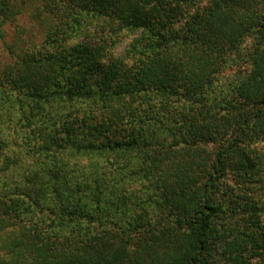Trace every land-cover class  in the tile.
<instances>
[{
	"label": "trees",
	"instance_id": "1",
	"mask_svg": "<svg viewBox=\"0 0 264 264\" xmlns=\"http://www.w3.org/2000/svg\"><path fill=\"white\" fill-rule=\"evenodd\" d=\"M24 3L0 0V22ZM45 6L51 39L70 25L78 33L88 15L101 32L86 44L59 43L52 55L14 61L0 78V133L2 116L19 113L29 126L26 110L55 97L88 108L117 102L125 114L112 110L103 130L87 117L64 123V136L48 131L50 163L16 171V180L2 171L0 264H264V203L243 187V174H256L264 159L246 150L264 140V0ZM101 33L134 37L114 57ZM246 39L248 71L229 94H216L219 74L239 62ZM69 116H44L41 125L59 127ZM123 124L125 135L114 133ZM62 149L94 160L65 169L56 160ZM109 158L107 171L100 162Z\"/></svg>",
	"mask_w": 264,
	"mask_h": 264
},
{
	"label": "rangeland",
	"instance_id": "2",
	"mask_svg": "<svg viewBox=\"0 0 264 264\" xmlns=\"http://www.w3.org/2000/svg\"><path fill=\"white\" fill-rule=\"evenodd\" d=\"M13 1V0H10ZM20 1V0H18ZM55 0H25L24 7L20 13L16 14L13 18L7 17L6 20L0 22V78L5 76V72L9 71L14 65V61L25 57V54H37L39 57H46L56 53L55 51L60 49L54 48L59 43L65 48H70L76 43H88V39L93 38L101 31L99 24L95 20H91L88 15L86 21H82L84 24L81 26L78 33L73 32V25L69 27L71 30L64 32L63 35H59L55 38L48 37V30L50 27V18L46 16L43 11L47 8L45 3ZM58 0H56V5ZM0 15V20L2 19ZM85 20V19H84ZM2 21V20H1ZM53 23V22H52ZM53 30V28H52ZM105 34V33H104ZM101 33V37L105 38L107 54H112L114 57H118L126 51L128 44L133 39L132 33H123L122 35L108 36ZM79 35V36H78ZM102 39H97V43L100 44ZM104 40V39H103ZM93 44V42H90ZM103 44V43H101ZM251 40L246 39L240 46V49L236 55L238 61H232L218 76L216 82V94L219 92L223 94H229L232 91L233 83L242 78L243 74L248 71L249 62L248 54L250 52ZM128 64L127 66H129ZM120 74V70H119ZM7 77L5 76V79ZM1 86H6L5 82L0 81ZM5 92V91H3ZM214 97V95H211ZM49 103L40 102L39 106L35 110L31 108L26 110L27 114L32 113V122H29V126L25 123L24 116L19 113H14L10 116H2L1 121H4L2 131L0 133V175H4L12 171L11 177L16 180L17 173L23 171H29V169L36 168V162L45 160L50 163L51 157L46 156V149H44V143L48 142L51 135L48 131L54 134V131L58 132L59 137L64 136V125L68 123L79 124V121L87 117V122L95 123L100 122L98 130L107 129L108 126L102 125L105 119L112 116V110H119L121 115H124V108L120 107L117 102H106L107 108L103 106H91L85 107L87 104L84 101H75L72 103L62 102L59 98H50ZM64 114L69 113L67 120L61 119L59 127H50L52 130L42 127L41 122L43 117L53 121V118H60V112ZM106 113V114H103ZM102 114V115H101ZM117 116L116 118H118ZM43 118V119H42ZM92 119V121L90 120ZM58 125V123H57ZM57 129V130H56ZM124 124L123 126H116L114 133L124 136L126 133ZM172 143V142H170ZM247 148V147H246ZM207 152L210 151L209 146L206 148ZM247 151H256L264 158V140L259 141L254 145H249ZM55 152V148L53 149ZM67 151V150H66ZM63 151V149L57 153L56 160H65L64 168L75 170H83L89 167L94 158L86 154L83 156L73 155L71 152ZM105 156V155H102ZM100 155L95 154V158H99ZM100 166L109 171L112 166L113 160L102 159ZM108 164V165H107ZM5 165H8L7 168ZM111 167H110V166ZM258 171L256 174H251V177L245 178V184L243 187L245 193L250 195L253 200H260L264 203V159L262 162H258ZM8 169L6 173L2 172ZM18 179V178H17ZM10 180V181H11ZM264 222V213L261 215Z\"/></svg>",
	"mask_w": 264,
	"mask_h": 264
}]
</instances>
